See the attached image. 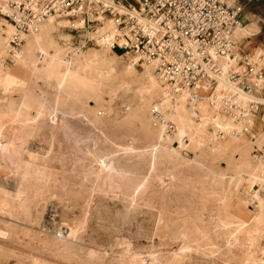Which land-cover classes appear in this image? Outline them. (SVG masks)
Segmentation results:
<instances>
[{"label": "rangeland", "instance_id": "1", "mask_svg": "<svg viewBox=\"0 0 264 264\" xmlns=\"http://www.w3.org/2000/svg\"><path fill=\"white\" fill-rule=\"evenodd\" d=\"M56 18L54 29L36 32L35 24L8 52L11 33L0 15V108L16 110L3 134L10 148H21L7 164L0 159V264H245L249 248L234 246L235 234L263 256L256 127H226L206 96L195 105L185 93H168L151 69L130 70L125 57L92 41L83 21L70 27ZM103 26L96 29L102 39L111 35ZM102 54L108 63L101 65ZM29 58L42 71H27ZM67 72L93 90L58 79ZM22 128L29 136L20 138ZM241 154L256 167L248 169ZM247 225L262 236L244 234Z\"/></svg>", "mask_w": 264, "mask_h": 264}, {"label": "built area", "instance_id": "2", "mask_svg": "<svg viewBox=\"0 0 264 264\" xmlns=\"http://www.w3.org/2000/svg\"><path fill=\"white\" fill-rule=\"evenodd\" d=\"M0 15L10 23L9 52L19 47L21 36L48 16L75 20L90 26V39L122 57L147 64L170 94L184 92L191 103L210 97L219 85L222 109L251 130L257 123L262 134L257 144L251 136V155L264 161V54L240 47L233 36L241 24L240 3L223 0H6ZM112 26L102 39L96 29ZM73 28V27H72ZM8 61L11 60L7 57ZM172 124L167 122L166 130Z\"/></svg>", "mask_w": 264, "mask_h": 264}, {"label": "bare ground", "instance_id": "3", "mask_svg": "<svg viewBox=\"0 0 264 264\" xmlns=\"http://www.w3.org/2000/svg\"><path fill=\"white\" fill-rule=\"evenodd\" d=\"M5 1L6 0H0V10L1 11H4L5 10V8H6V6H5ZM48 20V21H47ZM66 20V19H65ZM6 21V20H5ZM46 21V22H45ZM67 21V20H66ZM59 23H61L60 21H58V19L56 18V16H48L46 19H44V20H42V21H40V22H38V23H36L37 25H36V32H42V33H46V32H48L49 30H51V29H54ZM67 23L69 24L70 22L69 21H67ZM107 23H109V22H107ZM75 24V23H74ZM110 24V23H109ZM237 25L238 24H236L235 25V27H234V29H233V36H234V38H235V40L236 41H239L240 39H238L237 38V36H236V28H237ZM74 26H76V25H74ZM104 27V26H103ZM110 27H111V33H112V31H113V29H112V26H111V24H110ZM108 28V27H107ZM106 28V29H107ZM6 29L8 30V32L9 33H11L12 32V26L10 25V23L8 22V21H6ZM238 30L239 31H242V30H244V27L243 28H241V27H239L238 28ZM107 31V30H106ZM34 32V31H33ZM33 32H32V34H33ZM105 32V31H104ZM7 35V34H6ZM9 36V35H8ZM107 36V35H106ZM4 38V40H5V37H3ZM44 38V37H43ZM8 39V38H7ZM47 39V38H46ZM104 39V38H103ZM52 41V40H51ZM0 42H2L1 41V39H0ZM4 42V41H3ZM43 42V41H42ZM36 46H37V49L40 51V53L42 52V54H43V48L40 46V43L39 42H37L36 41ZM1 49V48H0ZM45 50V49H44ZM256 51V50H255ZM7 52V51H6ZM9 52V51H8ZM7 52V53H8ZM3 54V53H2ZM48 54V53H47ZM54 54H56V53H54ZM52 55V54H51ZM57 55V54H56ZM56 55H53V56H56ZM50 56V55H49ZM99 57V56H98ZM48 58V57H47ZM52 58V57H51ZM49 59V58H48ZM118 59V58H117ZM47 60V59H46ZM107 60H108V58L106 57V56H104L103 54L102 55H100V57H99V59H98V64H106V63H108L107 62ZM35 61L36 60H33V59H31V58H29L28 60H27V62H24L25 64H26V70L27 71H29L30 73L32 72H35V71H42V69H43V64L42 65H38V64H36L35 63ZM49 61H50V59H49ZM51 62V61H50ZM55 63V62H54ZM46 64V63H45ZM44 64V65H45ZM50 64V63H49ZM125 64V66L127 65V67H128V69H132V70H134V69H136V66H139L140 65V67H141V64H139V65H137L136 64V59H135V57H126V62L124 63ZM142 65L145 67L144 69V72L145 71H148L147 69H151L150 71H152V67L151 66H149V65H147V64H143L142 63ZM97 66H99V65H97ZM95 67H96V65H95ZM101 67V66H100ZM126 68V67H125ZM70 70V69H69ZM52 71V70H51ZM149 71V72H150ZM77 72V71H76ZM48 73V72H47ZM78 73V72H77ZM139 73V72H138ZM145 73H147V72H145ZM152 73H153V71H152ZM41 74V73H40ZM46 73L44 72V75H45ZM63 74V73H62ZM137 74V73H136ZM53 75V74H52ZM98 75V74H97ZM138 75H140V74H138ZM153 75H154V73H153ZM38 76V75H37ZM143 76V75H142ZM141 76V77H142ZM36 77V76H35ZM39 77H41L42 78V76H40L39 75ZM47 77V76H46ZM65 77V78H64ZM99 77H105V76H102V74L101 75H98V78ZM154 77L156 78V80L160 83V85L161 86H163L164 88H165V86L157 79V77L154 75ZM153 77V78H154ZM44 78V77H43ZM64 78V80L66 79V78H73V79H75L77 82L79 81L80 83H81V86L82 87H86V88H88V89H92V87H91V84L89 85L80 75H78V74H76V73H72V72H67L65 75H63L62 77L59 75L58 76V79H60V80H62ZM154 78V79H155ZM100 79V78H99ZM150 79H151V77H150ZM153 79V80H154ZM72 80V79H71ZM144 80V79H143ZM63 81V80H62ZM74 81V80H73ZM73 81H71L72 83H74ZM58 82V81H57ZM68 82V81H67ZM66 82V83H67ZM70 82V83H71ZM76 82V83H77ZM59 83V82H58ZM149 83V82H148ZM155 83V82H154ZM78 84V83H77ZM95 84V83H94ZM147 84V83H146ZM56 85V84H55ZM62 85V84H61ZM148 85V84H147ZM58 86V85H57ZM97 86V85H96ZM84 89V88H83ZM82 89V90H83ZM88 89H86L87 91H88ZM220 89V87H219V85L216 87V90H215V92L213 93V95L212 96H215V97H218V95H219V90ZM93 90V89H92ZM86 91V92H87ZM90 91V90H89ZM165 91H166V89H165ZM161 92H162V89H161ZM168 92V91H167ZM166 92V93H167ZM181 93H184V92H179V93H177V94H181ZM165 94V93H164ZM212 96H210V97H207L206 96V98H207V100L209 101V103H210V105L218 112V113H220L225 119H224V122H225V126L226 127H230V128H234L235 127V125L237 124V123H239V124H241V122L240 121H236L230 114H228L224 109H222L216 102H212L211 101V98H212ZM167 97V96H166ZM203 98V97H202ZM168 99V98H167ZM173 100H174V98H172ZM171 100V99H170ZM187 101V100H186ZM189 101V100H188ZM168 102H169V100H168ZM198 103V102H197ZM203 103V102H202ZM166 104H168V103H166ZM187 104V103H186ZM195 104V103H194ZM196 105V104H195ZM4 106V105H3ZM7 107V106H6ZM13 107V106H12ZM180 107H178V109H179ZM190 109H191V107H190ZM197 109V108H196ZM201 109V108H200ZM63 110V109H62ZM61 111V110H60ZM210 111V110H209ZM57 112V111H56ZM189 113H191V111L189 112ZM199 113V112H198ZM197 113V114H198ZM213 113V112H212ZM195 114V113H194ZM202 114V113H201ZM204 114V113H203ZM207 114V113H206ZM209 114V113H208ZM170 115V114H169ZM193 115V114H192ZM16 116V110H14V109H12V108H7V109H1L0 108V159L1 160H3V161H6V164H7V162H9L10 160H11V158H12V152L13 151H18L19 150V148H15V147H13L14 149H12V148H10L9 147V145H10V141L9 140H7V138H5V136H4V134H3V132H4V130H5V128L7 127V124L8 123H12L13 122V119H14V117ZM178 116V115H177ZM183 116V115H182ZM181 115H180V117H182ZM60 117L61 118H64L65 117V115L61 112L60 113ZM115 117H116V115H115ZM173 117H174V115H173ZM195 117H197L198 119H200V120H202V119H205V118H203L204 117V115L203 116H201V115H196ZM55 118V117H54ZM51 119V118H50ZM187 120H188V118H187ZM16 122V121H15ZM30 122V121H29ZM202 122H204V121H202ZM215 122H216V120H215ZM183 123V122H182ZM201 123V122H200ZM208 123V122H207ZM213 123V122H212ZM236 123V124H235ZM90 124V123H89ZM211 124V123H210ZM218 124H220V122H218ZM223 124V123H222ZM231 124H232V126H231ZM14 125V124H13ZM198 125V124H197ZM200 125V124H199ZM216 125V124H215ZM37 126V125H36ZM212 126H214L213 124H212ZM222 126V125H221ZM253 126H255L256 127V131H257V134L258 133H260L261 134V132H260V130H259V126H258V124L257 123H254V125ZM19 127V126H18ZM26 127V126H25ZM144 127V126H143ZM194 127V126H193ZM202 127V126H201ZM205 127V125H203V127L202 128H204ZM28 128V127H27ZM223 128V127H222ZM177 129V128H176ZM195 129V128H194ZM18 130V129H17ZM227 130H228V128H227ZM19 131V130H18ZM30 131L28 130V129H26V128H22L21 129V133H18V134H20V138H24V136H26L28 133H29ZM170 132V131H169ZM196 132H197V130H196ZM201 132V131H200ZM229 134H231L232 135V133H231V131H229L228 132ZM37 134V133H36ZM173 134V133H172ZM16 135V134H15ZM28 136H29V134H28ZM27 136V137H28ZM102 136V135H101ZM214 137V136H213ZM261 138H262V134H261ZM261 138L260 139H256V137H255V140H254V142L255 143H259L260 141H261ZM14 139H16L15 137H14ZM29 139V138H28ZM17 140V139H16ZM20 140H23V139H20ZM26 140V139H25ZM74 140V139H73ZM77 140H79V139H77ZM24 141V140H23ZM28 141V140H27ZM217 141V140H216ZM15 142H18V140L17 141H15L14 140V144H16ZM13 143V142H12ZM21 143V142H20ZM23 143V142H22ZM21 143V144H22ZM253 143V142H252ZM24 146V145H23ZM123 148V147H122ZM21 149V148H20ZM124 149V148H123ZM64 152V151H63ZM68 152V151H67ZM242 152H244V151H242ZM18 154V153H17ZM17 156V155H16ZM15 156V157H16ZM241 156H243V154H241ZM18 157H19V154H18ZM62 157H65V155L64 156H62ZM60 159V158H59ZM15 160V159H14ZM109 160V159H108ZM161 160V159H160ZM256 160H258V161H262V160H259V159H256ZM46 161V160H45ZM49 161V160H48ZM61 161H63V160H61ZM67 162H69V161H67ZM161 162V161H160ZM241 162H243L244 163V165L248 168V169H253L254 167H256V166H254V165H252L250 162H248V160H247V158L246 157H244L243 156V158H241ZM262 162H264V161H262ZM63 163V162H62ZM61 163V164H62ZM103 164V163H102ZM158 164V163H157ZM160 164V163H159ZM1 165H2V163H1ZM52 165H53V163H52ZM11 166V165H10ZM160 166V165H159ZM11 168V167H10ZM259 171H260V173L261 174H263L264 175V164H262V165H259L258 167H256ZM71 169V168H70ZM100 169V168H99ZM174 169V168H173ZM10 170V169H9ZM72 171V170H71ZM123 173V172H122ZM161 174V173H160ZM163 175V174H162ZM173 175V174H172ZM167 176V175H166ZM177 176V175H176ZM163 177V176H162ZM172 177V176H171ZM158 178V177H157ZM160 178V177H159ZM165 178H167V177H165ZM173 178V177H172ZM102 179V178H101ZM165 180H167V179H165ZM173 180V179H172ZM175 180V179H174ZM26 181V180H25ZM104 181V180H103ZM161 181V180H160ZM163 181V180H162ZM21 183V182H20ZM162 185H163V182H162ZM166 185V184H165ZM132 196V195H131ZM130 199V198H129ZM100 205V204H99ZM259 205H260V216H259V218L257 219V221H258V223L259 224H261L262 222H264V203H262V202H260L259 203ZM234 207H236L238 210H239V212L241 213V208H240V206L239 205H237V204H235L234 203ZM115 219V218H114ZM111 220V219H110ZM117 220V219H116ZM241 220H242V222L245 220V219H243V217L241 216ZM261 231L262 230H260L259 228H254L253 230H252V228H249L248 227V225L244 228V234H246L247 236H249V234L251 235V234H253V235H255V236H258V237H261L262 235H261ZM240 232H242V231H240ZM0 233H2L1 231H0ZM263 234V233H262ZM261 235V236H260ZM232 242L234 243V246H236V244L237 243H239V244H241L242 246H244V247H247V248H249V254L246 256V258L244 259L245 261V264H264V248H263V250H262V255L263 256H259L258 255V253H257V251L259 250L258 249V247H257V244H254V245H250L249 243H247V241H246V238H245V241L243 242L242 241V238L240 237V236H238V235H233L232 236ZM262 246V245H261ZM246 248V249H247Z\"/></svg>", "mask_w": 264, "mask_h": 264}, {"label": "crops", "instance_id": "4", "mask_svg": "<svg viewBox=\"0 0 264 264\" xmlns=\"http://www.w3.org/2000/svg\"><path fill=\"white\" fill-rule=\"evenodd\" d=\"M239 18L246 30V35L239 40V45L247 51H261L264 54V0H240ZM264 96V88L261 89Z\"/></svg>", "mask_w": 264, "mask_h": 264}]
</instances>
